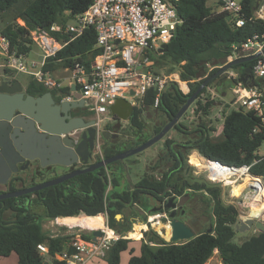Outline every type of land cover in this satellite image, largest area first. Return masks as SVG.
I'll list each match as a JSON object with an SVG mask.
<instances>
[{
	"label": "trees",
	"instance_id": "trees-1",
	"mask_svg": "<svg viewBox=\"0 0 264 264\" xmlns=\"http://www.w3.org/2000/svg\"><path fill=\"white\" fill-rule=\"evenodd\" d=\"M209 1L178 2V13L183 23L174 39L168 43L167 51L158 57L157 62L164 58L165 65H168L167 73L179 70L181 79L189 86V91L184 93L176 82L168 84L161 95L158 108L154 110L165 117V120L156 125L153 133L143 139L144 141L158 134L200 85L218 72L220 67L207 72V64L213 61L215 65H219L221 60H226L232 54L223 48L240 46L254 34L264 33V21L251 19L259 0H244L248 21L242 27L232 25L226 12H213L214 2ZM90 3L91 0H0V16L20 4L23 7L20 18L25 23L24 26L17 23L8 24L1 33L13 44H17L20 51H26L30 48L26 46V43L31 42L30 29L48 30L55 22L64 24L71 20V17L85 12ZM66 12L70 15L65 16ZM95 44V32L90 28L83 36L61 50L55 58H51L47 68L54 70L57 67L71 66L73 57L89 65V55L94 57L100 53ZM253 63L254 61L236 64L232 68L237 70L241 77L245 67ZM219 78H222V74L214 78L194 102V111L199 114L195 120L196 124L188 128L187 124L179 121L174 126L187 135L188 139L165 141L167 152L161 155L159 162L151 169L156 170L168 162H172V166L166 171H161L157 177L146 172L137 183H133L127 177V174H130L129 168L125 170L123 162H115L108 166L109 172L103 170L101 175L93 172L80 174L70 182V186H51L27 196L0 201V257H9L15 253L18 256L17 264H44L46 261L49 264H65L56 259L55 255L62 251L76 234L46 232L42 220L85 217L79 216L81 213L86 216L106 214L109 225L121 236H125L130 230L117 228V215L122 214L128 205L138 204L144 198L148 202L162 201L173 193L182 196L189 190L190 194L194 191H205L209 195L208 200L215 216L212 231L208 228L196 233V236L188 241L174 243L162 238L150 228L141 239L138 253L131 245L133 240L129 238L122 237L113 242L107 256L103 258L105 264H120L124 252L129 253L127 264H206L215 251H218L223 264H264V231L241 243L234 240L236 224L240 219L239 211L235 205L224 201L220 184L194 179L188 175L183 181H177L172 175L181 170L186 172L190 168L187 156L191 150H196L201 156L228 166L250 165V173L264 182V157L258 154L259 149L264 146V127L261 117L254 111H248L242 106H229L224 114L222 139H213L212 134L216 128L208 126L205 118L211 112L213 101L209 97L203 101L201 97L207 94L209 85ZM237 80L233 78L231 82L235 83ZM28 87L30 93L36 95L51 91L58 102L69 93L67 87L62 88L59 93L58 90L48 89L35 80H32ZM154 97L155 93L149 92L145 98V106L134 109L129 119L133 129L139 132L145 129L142 112L152 110ZM257 127H261L262 131L254 132ZM119 152L121 151L114 144L103 150L107 158ZM80 234L86 239L92 238V232ZM39 244L46 245L48 253H42Z\"/></svg>",
	"mask_w": 264,
	"mask_h": 264
},
{
	"label": "built area",
	"instance_id": "built-area-1",
	"mask_svg": "<svg viewBox=\"0 0 264 264\" xmlns=\"http://www.w3.org/2000/svg\"><path fill=\"white\" fill-rule=\"evenodd\" d=\"M179 1L91 0L85 12L71 17L72 22L70 20L64 24L55 22L48 30L30 29L31 42L26 43L30 48L26 51H20L17 44H13L0 32V68L5 71L2 74L12 71L26 73L38 83L48 89L58 90L59 93L62 88H69V93L62 101L83 100V107L93 114L97 126L103 123L108 113H111V106L117 98L129 100L134 109L142 108L145 106L146 96L153 91L155 97L152 110L154 111L158 108L161 95L168 84L176 82L184 93L189 91V86L181 79L179 70L170 73L160 72L156 65L158 57L164 53L161 51L162 46L174 39L183 23L178 13ZM212 1L213 5L218 7V9L213 7V12H226L232 25L242 27L248 21L244 0ZM69 15V12L65 13V16ZM251 19L264 21V6H258ZM21 25L24 26L25 23ZM90 28L95 32V47L100 53L94 57L89 55V65L73 57L71 66L57 67L54 70L47 68L51 58H55L61 50L83 36ZM64 36L68 38L65 39ZM35 45L41 53L38 59L28 62L27 57ZM233 47L238 49L237 56L232 53L228 56V61L262 52L264 33H256L240 46ZM253 61L247 84L241 80L239 73L233 75L231 79L238 80L234 83L232 92L235 97L234 103L248 111H254L261 117L264 127V54ZM252 81L254 85L250 86L249 83ZM72 86H75L76 90H72ZM78 94L80 96H77ZM206 95H202L203 101L207 100ZM210 97L213 99L215 96L210 95ZM146 112L147 110H143L142 116ZM260 131H262L261 127L254 129V132ZM258 154L264 157V146L259 149ZM203 158L207 162L216 163L224 173L229 174V181H226L221 179L219 174L211 176L212 172L208 169L206 171L210 180L232 184L240 179H252L259 184V190L264 191V182L260 177L250 173V165L228 166L217 160ZM258 194L256 189L248 190L245 196L247 202L242 200L240 205L252 207L251 202H258L256 200ZM259 214L251 212L240 217L245 220L248 217H258ZM98 230L101 231V236L97 240L86 239L77 233L71 242L55 255V258L65 264H88L94 259L105 258L113 242L128 237L121 236L109 225L108 220H104ZM38 247L42 253H48L46 245L39 244Z\"/></svg>",
	"mask_w": 264,
	"mask_h": 264
},
{
	"label": "rangeland",
	"instance_id": "rangeland-1",
	"mask_svg": "<svg viewBox=\"0 0 264 264\" xmlns=\"http://www.w3.org/2000/svg\"><path fill=\"white\" fill-rule=\"evenodd\" d=\"M209 3H212V0H210ZM260 6H264V0L261 1ZM215 9H218V7H215ZM22 10L23 7L20 4H17L14 7H12L9 11L5 12L2 16H0V32L8 24H15V23L19 25L22 24L24 22L20 18V14ZM70 21L72 22L73 20ZM40 53L41 50L35 45L33 51L27 57L28 62H30L31 60L38 59ZM233 55L237 56L236 53H234ZM228 60L229 57H227L226 60H221L219 62V65H215L213 61L209 62L207 64V72L210 69H214L215 67L223 66L224 64L229 62ZM223 62L225 63L223 64ZM156 65L160 69V72H166V68H168V65L166 66L164 63V58H161L158 62H156ZM4 72L5 71L0 68V74ZM12 73L14 78L19 80L24 86H27L32 80H34L31 75L26 73H22L19 71H12ZM236 74H238V71L231 68L227 72L222 74V78L217 79L208 87L206 97H209L210 99H211L210 95H214L215 97L211 99L213 101L211 112L205 118L206 121L208 122L207 123L208 126L216 128V131H214V133L212 134L213 139L215 141L220 140L223 136L222 124H223L224 114L228 109V107L229 106L233 108L239 107L238 104L234 103L235 97L232 92V87L234 85V82H231V78L233 77V75ZM228 82H230V84ZM183 87L185 89L187 88L186 86ZM193 104L188 108L186 113L179 120L181 123L187 124L188 128H191L194 126V124H196L195 120L199 116V114H196V112L194 111ZM106 116L107 118L103 121L102 124L113 125L114 123L113 115L111 113H108ZM142 118L146 123V127L142 132L133 129L130 126L129 121H124L123 128L120 130L121 138L119 140H109V143L114 144V146H116L117 149H119L121 152L126 151L132 147L142 144L144 141L143 139H145L146 137H148L153 133L154 127L165 120V117H163L159 112H155L153 110H148L146 114L142 116ZM167 139L182 141L188 139V136L182 134L176 128H172L165 135L163 139L156 142L151 147L125 159L124 163L129 168V172H130L129 175H131V180L133 183H137L139 179L143 177L146 172H150L153 175H155V177H157L158 175L161 174L160 173L161 171L162 172L164 170L166 171L170 166H172V162H168L162 165L160 168H157L156 170L151 169V167H153L154 165H156L157 162H159L161 155L166 154L167 151L165 147V141ZM195 151L196 150H191V152L187 156V163L190 165L188 176L194 179H200V180L210 181L216 184H220L221 187L223 188L224 201L227 204H233L236 206V208L239 211V218H241L240 215L246 216L249 213L253 212L254 211L253 206L243 207L242 205H240L242 200L246 201L245 196L247 191L250 190L249 185L252 183H248V179L246 180L240 179L237 182H233L232 184H229L225 181L214 182L210 180L208 172L204 168H202L197 162H193L192 159H195L194 155L192 157L193 153L197 152L196 155H198V157H201L200 153L198 151L196 152ZM99 154H101V156L103 155L102 152L100 151L99 153L96 152L94 155V161H96V159L99 158L100 156ZM172 175H173V179H176L178 177L183 176L184 173L183 171H180V172L172 173ZM255 186H257V184H255ZM189 193L186 194L185 199L187 200L189 199L190 201V203L187 204L188 207L189 205L192 206L191 216H184L183 220L188 226H190L194 230L195 233H200L208 228H211V226L215 223V216L212 212L210 201L208 200L209 195L205 191H194L192 192V194ZM206 199L208 203H206ZM152 205L154 206L151 208ZM156 207H158V203L154 201L148 202L144 198L138 204L128 205L124 209V212L122 214L117 215V220H118L117 228H129L130 231L127 234L128 236L127 238L133 240L131 245L136 249L135 251L136 253H138L140 250L141 239L144 238V233L148 231L150 228L156 231L164 239L166 238L156 228L161 225H169V229L171 230L170 217L168 213L160 211V208H156ZM84 215L86 216L85 213H81L79 216H84ZM102 215L104 220H108L106 214H102ZM249 218H253L255 220L253 226L250 229H246L244 231L237 230L234 238L236 242L241 243L244 240L250 238L251 236L258 234L261 231H264V208L261 214L258 215V217L257 216L248 217L245 220ZM59 220L60 219H58V222L57 219L42 220L44 230L46 232L48 231L53 234L65 232L70 235V234H77L80 232H92L93 230H98L97 226L100 224V222H97L92 224L93 226L91 225L90 227H85V223H76L75 226L71 227L66 224H63ZM143 225H145V227H143ZM137 226L139 230H141L140 231L141 235L133 236L137 229L136 228ZM79 227L83 229L86 228V230H82ZM128 258H129V253L124 252L122 254L120 264H127ZM92 261L97 262V264H105L104 259H94ZM17 263H18V256L15 253H13L9 257H0V264H17ZM206 264H223L218 251H215L213 256L208 260Z\"/></svg>",
	"mask_w": 264,
	"mask_h": 264
},
{
	"label": "water",
	"instance_id": "water-1",
	"mask_svg": "<svg viewBox=\"0 0 264 264\" xmlns=\"http://www.w3.org/2000/svg\"><path fill=\"white\" fill-rule=\"evenodd\" d=\"M259 4L260 1L258 2L257 6H259ZM167 49L168 44H164L161 48V51L165 52ZM223 49L231 53L238 52V49L234 48L233 46ZM262 54H264V49L262 52H258L254 55L235 58L234 60L227 62L220 67L216 74L207 78L200 85L197 91L188 98L187 102L158 134L138 146L132 147L123 152H119L112 155L111 157L94 163L91 162L93 158L88 148L89 140H81L80 142L75 140V134L78 129L86 128V138H90V131L94 129L92 126L94 122H85L83 118L73 117L71 115V110L73 108L83 107V100L63 101L57 104L55 103V99L51 91H48L37 97L30 94L25 95L24 87L19 80L12 78L9 79V77H11L10 73L0 74L2 77H6L4 80H1L0 78V121L9 123L10 127H14V129L18 131V139H15V134H12V140H10V136L6 134V142L3 143L4 146L0 144L3 152V156L0 157V174H4L6 177L8 176L10 173L9 164L12 166L13 170L16 169V162L10 158V154L15 155L17 154L16 152L20 153L23 156V159L27 158L28 160H32L35 157H39L43 167L47 166L48 164L70 166L78 161L87 165L85 168H79L72 173L65 174L56 179L1 194L0 199L17 198L22 195L35 193L61 183L74 176L93 172L101 167H107L112 163H124L125 159L144 151L145 149L154 145L156 142L163 139L165 135L179 122L193 102L196 101L201 91L207 87L214 78L227 72L234 65L253 61ZM251 72V65L245 67L241 76V80L244 82V84H247ZM249 85L253 86L254 81L250 82ZM71 89L76 90V87L72 86ZM133 93L134 92L132 91V94ZM77 96H80V94ZM15 110H18L16 114ZM110 110L114 117L116 116L123 121H129L131 115L134 112V107L129 100L125 98H117ZM230 111H232V109ZM36 123L42 130L41 133L35 131ZM105 133L106 134L104 136L108 138L109 132ZM29 153H35V155ZM47 156H50L52 159L47 161L45 159ZM20 159L22 160V158ZM124 169H128V166L125 163ZM127 177L129 180L131 179L129 174H127ZM173 201L174 198H170L168 200V204H166L164 208L170 209L176 207V204L173 203ZM170 216L173 218L170 221L171 237L167 241L177 243L188 241L196 236L194 230L184 221L174 218V213H171ZM254 221L255 220L253 218H249L247 220L240 218L236 224V230L244 231L246 229H250L253 226ZM209 231H212V228H210ZM100 236V230L92 231L93 240H97V238ZM44 264H49V262L46 261Z\"/></svg>",
	"mask_w": 264,
	"mask_h": 264
},
{
	"label": "flooded vegetation",
	"instance_id": "flooded-vegetation-1",
	"mask_svg": "<svg viewBox=\"0 0 264 264\" xmlns=\"http://www.w3.org/2000/svg\"><path fill=\"white\" fill-rule=\"evenodd\" d=\"M259 1L261 3L262 0H259ZM10 75H11V77H9V79H11V78L15 79L13 76V73H10ZM0 76H1L0 77L1 80H4L6 78V77H2V75H0ZM28 85L27 86L23 85L25 95L30 94V95H33L36 97L41 96V95H36V94L30 93ZM54 99H55V103H57V104L63 102V101L58 102L55 97H54ZM64 101H71V100L66 99ZM17 112H18V110H15V114ZM71 115L73 117H81L84 119L85 122H94L92 124L94 129L90 131V138L85 137L86 128L78 129L76 134H75V140H77V142H80L81 140H89L88 141V148H89L90 153H91L92 158H93L91 160V162L92 163L99 162L100 160H104L105 158H107L104 156L103 150L106 147L112 145L109 143V140H119L121 138L120 130L123 128V122L124 121L115 116L113 125L100 124L99 126H97L93 114L91 112L87 111L84 107L73 108L71 110ZM35 131L40 132V133L42 132V130L39 128V125L37 123L35 124ZM105 132H109L108 138H106L104 136L106 134ZM17 133H18V131L15 130L14 127H10L9 123L0 121V144L3 145V143L6 142V140H5L6 134L10 136V140H12L11 139L12 134H15V139H18ZM99 151L102 152L103 155L101 156V154H99L100 155L99 158L96 159V161H94V155L96 152L99 153ZM16 153L17 154H15V155L10 154V156H11L10 158H12V160H14L16 162L15 163L16 169L13 170L12 166L9 164L10 173L8 174V176L6 177L4 174L3 175L0 174V181H1L0 182V195L4 194V193L15 191V190L23 189L25 187H29V186H32V185L37 184V183L53 180V179H56L60 176L65 175V174L72 173L73 171H75L79 168H85L87 166L83 162L78 161V162H75L73 165H70V166H65V165H60V164H48L47 166L43 167L41 164V159L39 157H35L32 160H28L27 158L23 159V156L20 153H18V152H16ZM29 154L35 155V153H29ZM2 156H3V152H2V148L0 146V157H2ZM20 158H22V160ZM45 159L47 161H50L52 158L50 156H47ZM108 166L98 168L95 171H93V173L101 175L103 170L109 172L110 169L108 168ZM112 169L114 170V167H112ZM178 172H180V171H178ZM183 173H184L183 176L176 178L177 181H183V179L189 174V169L186 170V172L184 171ZM77 176L69 178V179H67L61 183L56 184V185L70 186V182L72 180H74L75 177H77ZM56 185H54V186H56ZM189 192L190 191L187 190L184 193V195H182V196H179V195L173 193L172 195L166 197L162 201H154V202L158 203V207H156V208L163 209L164 210L163 212L168 213V215L170 217V221L173 219L170 216L171 213H174V218L184 221L183 217L184 216H191V211H192L191 210L192 206L189 205V207H188V205H187L190 203L189 199L188 200L185 199L186 194ZM27 195L28 194L22 195V196H27ZM170 198H174L173 203L176 204V207L170 208V209H165L164 206L166 204H168V200ZM2 200H5V199H0V201H2ZM153 206L154 205H152L151 208Z\"/></svg>",
	"mask_w": 264,
	"mask_h": 264
},
{
	"label": "bare ground",
	"instance_id": "bare-ground-1",
	"mask_svg": "<svg viewBox=\"0 0 264 264\" xmlns=\"http://www.w3.org/2000/svg\"><path fill=\"white\" fill-rule=\"evenodd\" d=\"M194 156H195V159H192L193 162H197L205 170L210 169L211 172H212L211 176H215V175L219 174V175H221L220 177H222L221 179H225L226 181H229V176H228L229 174L228 173H224V171L216 163L207 162L206 160H204V158L202 159L201 157H198V155H194ZM192 157H193V155H192ZM248 183H252V184L249 185V189H256V192L257 191L259 192V194L256 197V200L258 202L257 203L251 202V205L253 206V209H254L253 213L254 214H259L264 208V191L263 190H259L260 189L259 184L257 182H255V181H253L252 179H248ZM255 184H257V186H255ZM246 185H247V183H246ZM59 221L62 222L63 224L71 226V227L75 226L76 223H85V227H90L92 224L100 222V224L97 226V228H99L100 226L103 225L104 218H102V215H98V216H86V217H69V218L66 219V221H63V219L60 218ZM143 227H145V225H143ZM79 228L82 229V230H86V228L85 229H83L81 227H79ZM136 228L137 229H136L135 233L133 232L134 233L133 236H140L141 235L140 234L141 230H139L138 226ZM88 229H91V228H88ZM156 229H158V231L166 239H170L171 230L169 229V225H161V226H158Z\"/></svg>",
	"mask_w": 264,
	"mask_h": 264
},
{
	"label": "crops",
	"instance_id": "crops-1",
	"mask_svg": "<svg viewBox=\"0 0 264 264\" xmlns=\"http://www.w3.org/2000/svg\"><path fill=\"white\" fill-rule=\"evenodd\" d=\"M222 139V138H221ZM220 139V140H221ZM192 155H196V153H193ZM202 157V156H201ZM202 159H203V157H202ZM96 216H98V215H96ZM75 217H78V216H75ZM86 217V216H85ZM61 219H63V221H66V219L67 218H69V217H60ZM60 218H58V219H60ZM102 218H103V216H102ZM88 264H97V262H94V261H91L90 263H88Z\"/></svg>",
	"mask_w": 264,
	"mask_h": 264
}]
</instances>
